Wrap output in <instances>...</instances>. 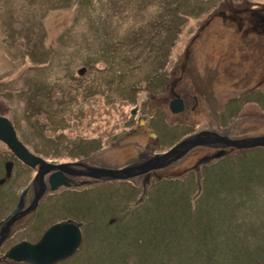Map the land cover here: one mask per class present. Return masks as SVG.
Instances as JSON below:
<instances>
[{
    "label": "rangeland",
    "instance_id": "obj_1",
    "mask_svg": "<svg viewBox=\"0 0 264 264\" xmlns=\"http://www.w3.org/2000/svg\"><path fill=\"white\" fill-rule=\"evenodd\" d=\"M87 1L0 0V112L34 151L122 168L202 130L264 135L263 31L243 36L234 14L264 0ZM206 151L65 191V216L86 225L55 264H264V148L200 164ZM13 178L1 163L0 194L29 183Z\"/></svg>",
    "mask_w": 264,
    "mask_h": 264
},
{
    "label": "water",
    "instance_id": "obj_2",
    "mask_svg": "<svg viewBox=\"0 0 264 264\" xmlns=\"http://www.w3.org/2000/svg\"><path fill=\"white\" fill-rule=\"evenodd\" d=\"M83 71L84 68L79 70L78 73L81 74ZM178 104L177 101H175V103L172 102L171 108L175 109ZM135 111L136 109L132 110L131 114H135ZM150 137L156 139V136L152 132L150 133ZM0 141L7 145L25 165L34 168L39 164V170L34 181L38 189L36 190L31 206L29 209H26L25 213L34 210L38 200L44 194L45 183L43 176L45 173L53 170L51 169L52 167L56 172L51 174L49 183L51 188L55 189L62 183L65 184V186L68 185V183L63 180V172L71 174L68 169V167L71 166L82 167V170L78 171L76 174L94 180H129L152 171L164 169L182 159L189 151L198 147L217 149L218 153L216 157L222 156L227 148H234L237 150L258 147L264 148V135L230 138L214 131L202 130L186 136L166 152L156 153L151 157L143 154L139 157L137 162L122 168L90 166L84 163L51 166L44 160L28 152L25 146L18 140L11 122L4 117H0ZM11 167V163L5 165L6 177L10 176ZM20 208L21 204L19 203L9 214V220L4 224L2 230L8 229L13 224L16 217L12 215ZM81 241L82 235L79 225L71 221H66L65 223L56 224L47 229L37 243L30 244L21 242L12 246L6 252L5 256L7 259L18 263L55 264L71 257L79 248Z\"/></svg>",
    "mask_w": 264,
    "mask_h": 264
},
{
    "label": "flooded vegetation",
    "instance_id": "obj_3",
    "mask_svg": "<svg viewBox=\"0 0 264 264\" xmlns=\"http://www.w3.org/2000/svg\"><path fill=\"white\" fill-rule=\"evenodd\" d=\"M234 14L244 15V18H241V17L238 18L239 21H245L244 26L246 25V29L243 30V28H241L243 23L238 25V27L240 28L239 30L242 31L243 36L247 37L250 35L249 29H247L248 28L247 24L251 26V28L253 27L254 29H257V32H259V29L263 31V33L261 34L259 33L256 34L258 38L262 40L258 41L255 44V48L259 49L260 51H264V26H263L264 25V11L263 12L254 11L250 13H244L241 11L234 10ZM181 71L183 72V67L181 68ZM0 117H4L10 120L8 117L4 116L2 112H0ZM141 120L145 121L143 118H141L140 121ZM15 133H16L18 140L25 146L28 152L44 160L51 166H57V165L67 164V163L70 164V163L76 162V161H73V162L72 161H61L56 158L48 157L47 153L42 154V153L36 152L20 138V136L18 135L16 131ZM0 143H1L0 144V164L2 163L4 167L5 178H10L11 176H14L13 180H21L25 178L27 179V181H29V183H27L20 190L18 195L16 194L13 195L16 198V202L14 203L13 208L10 209V211L4 216L3 219H0V264L18 263V262L7 259L5 256L6 252L12 246H15L21 242H27L30 244L37 243L42 237V235L44 234V232L47 229H49L51 226L56 225V224L65 223L66 221H71V222H74L75 224H78L80 231H81L82 239H83L82 227L86 225V221L82 222L72 217L65 216V191L67 190L82 191L83 189L88 188L89 185L95 183L98 180H94V179H90L87 177L77 175L76 173L78 171H81L82 167L71 166V167H68L71 174H67L63 172V180L67 182L68 185L65 186V184L62 183L59 186H57L55 189H52L49 183V178L51 174L56 172V170L52 167L51 169L53 170H51L48 173H45L43 176V180L45 183L44 194L38 200L35 209L30 212L25 213L26 209H29V207L31 206L36 190L38 189V186L34 184V181H35V177L37 176V173L39 170V164H37L34 168H31L25 165L16 157V155L8 148L7 145H5L1 141ZM150 147H151L150 143H149V146H144V150H146L147 153L149 154H151L150 152L152 151ZM202 148L206 149L207 151L204 153V156L199 157L200 164H202V161H204L205 163L212 162V160H214L215 158H220L224 155H227V152H224L222 156L216 157L215 154L218 153L217 149L205 148V147H202ZM7 163H11V166H12L9 177H6L5 165ZM84 164L90 165L86 162H84ZM90 166H95V165H90ZM151 173L154 174L155 172H151ZM150 174L148 175L151 176ZM100 181H104V180H100ZM4 201H5V195L0 194V205ZM19 203L21 204V208L12 215L16 217L13 224L8 229L2 230V228L4 227V224L9 220V214L17 207ZM82 242L83 241H81L80 246Z\"/></svg>",
    "mask_w": 264,
    "mask_h": 264
},
{
    "label": "trees",
    "instance_id": "obj_4",
    "mask_svg": "<svg viewBox=\"0 0 264 264\" xmlns=\"http://www.w3.org/2000/svg\"><path fill=\"white\" fill-rule=\"evenodd\" d=\"M86 2H89V1H87V0H85ZM109 44L110 43H108V44H103L102 45V49H100L99 51H98V53H100V54H104V55H106L107 57H109V58H112L113 57V51L111 50V48H110V46H109ZM111 64V63H110ZM106 65V64H105ZM185 67H183V69H184ZM79 74V73H78ZM224 156H226V155H224ZM181 160V159H180ZM179 160V161H180ZM178 162V161H177ZM177 162H175V163H177ZM204 161H202V163H203ZM175 163H173V164H175ZM173 164H171V165H173ZM170 165V166H171ZM170 166H168V167H170ZM168 167H166V168H168ZM198 169V168H197ZM157 172V171H156ZM5 195V194H4ZM9 196H10V198H14V196L13 195H5V200L7 199V197L9 198Z\"/></svg>",
    "mask_w": 264,
    "mask_h": 264
},
{
    "label": "clouds",
    "instance_id": "obj_5",
    "mask_svg": "<svg viewBox=\"0 0 264 264\" xmlns=\"http://www.w3.org/2000/svg\"><path fill=\"white\" fill-rule=\"evenodd\" d=\"M7 119V118H6ZM10 121V120H9ZM12 124V123H11Z\"/></svg>",
    "mask_w": 264,
    "mask_h": 264
}]
</instances>
